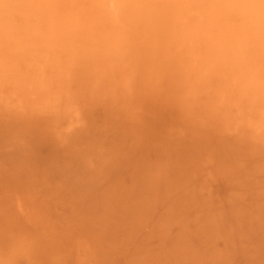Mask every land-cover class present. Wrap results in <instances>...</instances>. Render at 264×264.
Segmentation results:
<instances>
[{"label": "rangeland", "instance_id": "obj_1", "mask_svg": "<svg viewBox=\"0 0 264 264\" xmlns=\"http://www.w3.org/2000/svg\"><path fill=\"white\" fill-rule=\"evenodd\" d=\"M26 1L0 11V151L35 146L92 190L3 181L0 264H264V56L217 44L192 0Z\"/></svg>", "mask_w": 264, "mask_h": 264}, {"label": "bare ground", "instance_id": "obj_2", "mask_svg": "<svg viewBox=\"0 0 264 264\" xmlns=\"http://www.w3.org/2000/svg\"><path fill=\"white\" fill-rule=\"evenodd\" d=\"M40 1V0H39ZM38 1V2H39ZM43 1V0H42ZM52 1V0H51ZM90 1V0H89ZM123 1V0H122ZM195 1L197 3V5L199 6V10L201 12V16H202V22L203 24L210 26L211 28H219L220 29V34L218 36L217 39V44L222 43L223 37L227 36L225 42H233L235 45H237V52H238V56L241 57H250L249 59L251 60H257V58L259 56H264V0H192L190 6L192 5V2ZM50 2V1H49ZM108 2V1H107ZM109 2H111V0H109ZM187 2V1H186ZM23 4L22 7L24 9H29L32 8V5L28 3V1L26 0H0V11L2 12V9H10L12 6H14L15 4ZM33 3V2H32ZM55 3V2H54ZM54 3L52 2V4L54 5ZM58 3V2H57ZM63 3V2H62ZM94 3V2H93ZM115 3V2H113ZM36 4V3H35ZM41 4V3H40ZM47 6H50L49 3ZM60 4V3H59ZM122 4V3H121ZM125 4V3H123ZM122 4V5H123ZM42 5V4H41ZM40 5V6H41ZM56 5V4H55ZM63 5V4H62ZM111 5H115V4H111ZM19 6V5H18ZM53 7V6H52ZM62 7V6H61ZM100 7V6H99ZM117 7V6H115ZM124 7V6H123ZM126 7V6H125ZM35 8V7H34ZM33 8V10H34ZM63 8V7H62ZM101 8V7H100ZM36 9H38L36 7ZM96 9V6H95ZM116 9V8H115ZM126 9V8H125ZM197 9V8H196ZM18 10V9H17ZM41 10V9H40ZM43 10V9H42ZM41 10V11H42ZM101 10V9H100ZM198 10V9H197ZM4 11V10H3ZM36 11V10H34ZM54 11V10H53ZM94 11V10H93ZM117 11V10H116ZM133 14H136L137 17L135 18V22H142L143 26L146 27L148 25H150L151 22H154L155 25L157 24H162V21H158V19H154V18H150V19H143L141 18V16L139 14H141L143 12H145V5H133L131 12H133ZM101 12V11H100ZM71 13V12H70ZM99 13V12H98ZM47 14V13H46ZM101 15V13H99ZM2 15V14H1ZM93 15V14H92ZM127 15V14H126ZM47 16H49L47 14ZM122 16V15H121ZM2 17V16H1ZM115 17V16H113ZM12 18V17H11ZM50 18L48 17V20ZM99 19V17H98ZM192 19V18H191ZM17 20V19H16ZM27 20V19H25ZM37 20H39L37 18ZM117 20V18H116ZM24 21V20H23ZM119 21V20H118ZM2 22V21H1ZM4 22V21H3ZM27 22V21H26ZM30 22V21H29ZM105 22V21H104ZM201 22V21H200ZM25 23V22H24ZM33 23V22H32ZM102 23V22H101ZM30 24V23H29ZM37 24V22H36ZM40 24V23H39ZM45 25V23H43ZM109 24V23H108ZM107 24V25H108ZM119 24V23H118ZM196 24V22H195ZM194 24L195 28L198 30V28L196 27V25ZM200 24V23H199ZM28 25V22H27ZM26 25V26H27ZM49 25V24H48ZM38 26V25H37ZM36 26V27H37ZM47 26V25H46ZM104 26V25H103ZM112 26V25H111ZM119 27V25H118ZM2 28V25H1ZM15 28V27H14ZM104 29V28H103ZM109 29V28H107ZM139 29V28H138ZM1 30V29H0ZM3 30V29H2ZM215 30V29H213ZM218 31V29H216ZM9 34H12L9 32V30H7ZM48 31V30H47ZM195 31L192 30L191 33ZM212 31V30H211ZM108 32V31H107ZM110 32V31H109ZM111 32H112V28H111ZM3 33V32H2ZM196 33V32H195ZM210 33V32H209ZM213 33V32H211ZM210 33V34H211ZM41 34V33H40ZM113 34V33H112ZM117 34V31H116ZM5 35V34H4ZM2 34V36H4ZM115 35V34H114ZM121 35V34H120ZM198 36V34H196ZM28 36V35H27ZM43 36V35H41ZM192 36V35H191ZM5 37H7L5 35ZM10 37V36H9ZM33 37V36H32ZM38 37V36H37ZM115 37V36H114ZM124 35L121 36H117L116 39H122L124 38ZM156 37V36H155ZM201 37V36H200ZM203 37V36H202ZM205 37V36H204ZM203 37V38H204ZM214 38V36H211V38ZM8 38V37H7ZM40 38V37H39ZM207 39V37H205ZM10 39V38H8ZM18 39V37H17ZM33 40V38H30ZM154 39V38H153ZM200 40V38L198 39V41ZM13 41H15V39H13ZM17 41V40H16ZM15 41V42H16ZM112 40H110L111 42ZM193 41V40H192ZM208 41V39L206 40V42ZM211 41V40H209ZM205 42V44H206ZM19 43V40L18 42ZM23 43H27V42H23ZM115 43V42H114ZM198 43V42H197ZM204 43V42H202ZM213 44L211 47H216L214 45V43H210ZM10 45V44H9ZM28 45V44H27ZM30 45V44H29ZM32 45V44H31ZM132 45V44H131ZM130 45V46H131ZM194 45V44H193ZM13 46V44H12ZM123 46V45H122ZM204 46V45H203ZM16 47V45H15ZM110 47V46H109ZM108 47V48H109ZM118 47V46H117ZM194 47V46H193ZM12 48V47H11ZM17 49L18 46L16 47ZM26 48V47H25ZM29 48V47H28ZM130 48V47H129ZM195 48V47H194ZM200 48V47H197ZM34 49V48H33ZM124 49V48H123ZM32 50V49H31ZM9 51V50H8ZM11 51V50H10ZM13 51V50H12ZM15 51V50H14ZM20 51V49H19ZM27 51V50H26ZM25 51V52H26ZM107 52V51H105ZM134 52V51H133ZM211 52V51H210ZM214 52V51H213ZM13 53V52H12ZM23 53V52H22ZM51 53V52H50ZM116 52H114L115 54ZM118 53V52H117ZM196 53V52H195ZM231 53V51H230ZM21 54V51H20ZM26 54V53H25ZM19 55V53H18ZM31 55V54H30ZM215 55V52H214ZM21 56V55H20ZM24 56V55H23ZM35 56V55H34ZM212 56V55H211ZM256 56V57H253ZM1 57V56H0ZM12 57V56H11ZM197 57V56H196ZM206 57V56H205ZM214 58V56H212ZM244 58V59H245ZM11 59V58H10ZM26 59V58H25ZM32 59V58H31ZM40 59V58H39ZM216 59V58H215ZM222 59V58H221ZM234 59V58H233ZM239 60L240 57L238 58ZM23 59H21L20 61H22ZM28 60V59H27ZM26 60V61H27ZM203 60V59H202ZM216 60H219L218 58ZM215 60V61H216ZM237 59H234V62ZM264 60V59H263ZM9 61V60H8ZM221 61V60H219ZM260 61V60H258ZM206 62V61H205ZM222 62V61H221ZM219 62V63H221ZM264 62V61H263ZM30 63V61H29ZM211 63V61H210ZM257 63V62H256ZM259 63V62H258ZM26 64V63H24ZM34 64V63H33ZM222 64V63H221ZM238 64V62H237ZM240 64V63H239ZM238 64V65H239ZM213 65V63H212ZM244 65V64H242ZM254 65V64H253ZM257 65V64H256ZM255 65V66H256ZM13 66V64H12ZM33 66V65H32ZM223 66V64H222ZM226 66V65H225ZM234 67L236 65H233ZM240 66V65H239ZM207 67V66H206ZM211 67V66H209ZM233 67V68H234ZM31 68V67H30ZM212 68V67H211ZM227 68V66L225 67ZM236 68V67H235ZM260 68V67H259ZM264 68V67H263ZM229 69V68H228ZM240 69V68H239ZM238 70V69H237ZM256 71V69H254ZM213 71V69L211 70ZM222 71H224L222 69ZM238 71H241L238 70ZM252 73V69L250 70ZM254 71V72H255ZM232 73V71H230ZM249 72V71H248ZM253 72V73H254ZM204 73V72H203ZM219 73H222L219 71ZM227 73H229L227 71ZM225 73L224 76L227 74ZM247 73V72H246ZM250 73V72H249ZM37 75V74H36ZM207 75V74H206ZM252 75V74H251ZM257 75V74H256ZM255 75V76H256ZM248 76V74H247ZM254 76V75H253ZM220 77V75H219ZM242 77V76H241ZM228 78V77H227ZM237 78V77H236ZM200 79V78H199ZM232 79V78H231ZM256 79V78H255ZM226 80V78H225ZM230 80V79H229ZM242 80V79H241ZM257 80V79H256ZM223 81V80H222ZM237 81V80H236ZM235 81V82H236ZM259 83L260 81L257 80ZM256 81V82H257ZM233 84V82H231ZM246 83V82H245ZM226 84V82H225ZM231 84V85H232ZM228 85V84H227ZM236 87V85H234ZM250 86V85H249ZM248 86V87H249ZM229 87V86H228ZM251 87V86H250ZM226 88V87H225ZM239 88V87H238ZM255 88V87H254ZM259 88V87H257ZM224 89V88H223ZM230 89V88H229ZM235 89V88H234ZM256 89V88H255ZM260 89V88H259ZM258 89V90H259ZM264 89V88H263ZM228 90V89H227ZM237 90V88H236ZM257 90V91H258ZM224 91V90H223ZM229 91V90H228ZM239 91V90H238ZM247 91V89H246ZM249 91V90H248ZM256 90H254L252 93H255ZM260 91V90H259ZM221 92V91H220ZM262 92V91H261ZM226 93V92H225ZM230 93V92H229ZM239 93V92H238ZM250 94V92H248ZM264 93V92H263ZM245 94V93H244ZM256 94V93H255ZM220 95V94H218ZM224 95V94H223ZM228 95V94H227ZM239 95V94H238ZM225 96V95H224ZM242 96V95H241ZM248 96V94H247ZM42 97V96H41ZM251 94L248 96V99H251ZM253 97V96H252ZM237 97H235L236 99ZM223 99V98H222ZM234 99V98H233ZM234 99V100H235ZM244 99V98H243ZM247 99V98H246ZM247 99V100H248ZM45 100V99H44ZM43 100V101H44ZM241 100V98H240ZM254 100V97L253 99ZM34 101V100H33ZM36 101V100H35ZM217 101V100H216ZM219 101V100H218ZM233 103V100H231ZM251 101V100H250ZM15 102V101H14ZM39 102H40V98H39ZM49 102V101H48ZM222 101H220L221 103ZM241 102V101H240ZM244 103V101H243ZM42 104V103H41ZM219 104V103H218ZM235 104V101H234ZM242 104V102H241ZM44 106V104H42ZM50 104L46 105V107H48ZM249 105V102H248ZM39 106V105H38ZM35 106V107H38ZM42 106V107H43ZM56 106V105H55ZM231 106V105H230ZM247 106V104H246ZM50 107V106H49ZM48 107V110H49ZM31 108V107H30ZM32 109V108H31ZM34 109V107H33ZM47 109V108H45ZM31 111V110H30ZM41 111V110H40ZM76 113V111H74ZM79 116V115H78ZM239 116V114H238ZM72 118V115H71ZM79 118V117H78ZM104 118V117H103ZM106 118V117H105ZM108 118H110L108 116ZM115 118V117H114ZM124 118V117H123ZM30 119V118H29ZM118 119V118H117ZM236 119V118H234ZM27 120V119H26ZM46 120V119H45ZM48 120V119H47ZM51 120V119H50ZM71 120V119H70ZM32 121H34L32 119ZM36 121V120H35ZM34 121V122H35ZM72 121V120H71ZM55 122V121H53ZM57 122V121H56ZM62 122V120H61ZM75 122V121H74ZM77 122V121H76ZM59 123V121H58ZM57 123V124H58ZM65 123V122H64ZM63 123V124H64ZM87 123V122H86ZM235 123V121H234ZM86 125V124H85ZM65 126V125H63ZM88 126V124L86 125ZM75 128V127H74ZM78 128V127H77ZM76 129V128H75ZM90 129V128H89ZM94 131V130H93ZM95 132V131H94ZM98 134L97 132L94 133ZM82 136V135H81ZM97 136V135H96ZM112 136V135H111ZM110 136V137H111ZM83 138V136H82ZM88 138V137H86ZM99 138V137H98ZM89 139V138H88ZM111 140L109 138L106 139V144L108 143V141ZM91 141V139H90ZM98 141V140H96ZM110 142V141H109ZM6 145H11V139L8 138H3L0 135V148L5 147ZM0 160L3 161L4 167H6L5 169V175L2 176V182H0V186L2 185L3 181L7 184V186L10 187V189H15L17 187H21L23 185H25L26 183V179L29 175L32 174H36V175H42V176H46V174L48 173V176L50 175H56V177L61 178L64 182H67L68 184H72L76 187V189L78 190V194L80 193H85V191H89L92 190V183L91 181L88 182H82L81 179V174L77 171L76 167L70 163L69 165H64V164H59L57 162H51L47 157H41L37 154V149L35 148V146L29 147L27 149L26 148H19L15 150H10V151H0ZM133 158L128 159V161H126L127 163L131 164L134 163ZM114 161L113 159L111 160V162ZM121 166V165H120ZM119 166L116 167V171L119 173L118 177H115L114 174V178H110V180L107 182L105 189L108 190L109 187L113 184H117V180L120 177V173L122 172V170L120 168H118ZM127 167H129L127 165ZM65 169V170H64ZM113 170V168H112ZM111 170V171H112ZM116 172V173H117ZM128 173V172H127ZM143 175L146 176L145 173H143ZM5 178H8V181L4 180ZM84 183H86L87 185H85ZM119 184V183H118ZM5 185V184H4ZM21 185V186H20ZM3 186V185H2ZM6 186V185H5ZM118 188H122L121 185L117 186ZM112 193L116 192L114 187H111ZM110 192V191H109ZM85 195V194H84ZM86 196V195H85ZM141 232H145L143 229H141Z\"/></svg>", "mask_w": 264, "mask_h": 264}]
</instances>
